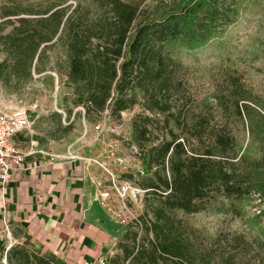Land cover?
<instances>
[{
  "label": "trees",
  "instance_id": "trees-1",
  "mask_svg": "<svg viewBox=\"0 0 264 264\" xmlns=\"http://www.w3.org/2000/svg\"><path fill=\"white\" fill-rule=\"evenodd\" d=\"M74 1L46 0L0 15V84L19 94L60 52L71 93L63 101L65 120L52 117L55 139L72 133L74 110L75 119L84 110L86 120L106 111L118 119L137 105L148 113L134 119L141 147L131 146L143 160L147 148L148 177L134 181L146 191L143 232L127 228L118 244L123 259L111 264H251L252 258L264 264L256 259L264 249V103L234 83V91L199 112L178 56L222 35L251 0H161L153 10L124 0ZM225 108L258 146V159L242 156L235 129L217 123ZM156 130L162 136L154 137ZM153 139L158 143L150 145ZM219 200L228 203L226 213L241 222L242 232L208 238L182 218ZM253 206L258 211L250 214ZM5 261L61 264L20 246L7 251Z\"/></svg>",
  "mask_w": 264,
  "mask_h": 264
},
{
  "label": "rangeland",
  "instance_id": "rangeland-1",
  "mask_svg": "<svg viewBox=\"0 0 264 264\" xmlns=\"http://www.w3.org/2000/svg\"><path fill=\"white\" fill-rule=\"evenodd\" d=\"M44 1L46 0H0V15L6 10H22L27 5H36ZM57 1H65L67 5L75 3L74 0ZM124 1L153 10L159 8L161 0ZM250 5V8L240 16L233 26L204 48L192 52L186 50L178 52L179 60L187 69L185 85L189 88V96L195 102L199 112L204 111L205 104H214L215 97L234 91V83L242 87L250 97L264 103V0H251ZM2 59L3 56L0 55V62ZM43 66L45 70L36 73L34 81L19 94L8 93L0 84V111H28L32 128L30 133L23 136H34V139H37L40 144H46L48 134L53 131L54 127L52 117L58 111H64V97L71 93L64 85L67 64L60 52L57 57H53ZM226 110L228 108H225L224 111L219 110L217 123L227 124L230 128L235 129L238 149L242 156L251 160L258 159L260 156L258 146L252 141L242 123L232 115L231 111ZM76 112L74 110L71 117V120L75 121V126L70 139L73 140L77 134H80L81 138L86 136L93 139L97 145L96 153L101 156L100 159L104 162L101 164L116 170V166L108 154V147L111 144L118 145V151L123 155L129 154L132 145L141 147L133 129V121L138 115H148L142 105H137L122 113L118 119L106 111L99 117L86 120L83 117L84 110L82 109H79L82 115L75 119ZM163 120V116H160L159 121ZM96 126L100 127L98 132L94 130ZM157 136H162L161 131H155L154 137ZM157 143L158 141L153 139L150 145ZM146 150L147 148L144 150V160L140 159L139 161L147 173L149 170ZM147 177V175L143 176L140 181L146 180ZM124 178L133 181L138 179L129 175ZM227 205L226 201L219 200L207 212L194 216H182V218L208 238L215 237L220 232H242L244 229L241 222L226 213ZM254 207L256 206L248 208L247 211L250 214L257 213L258 209ZM135 212L142 216L144 204L135 208ZM262 226L264 227V219ZM127 232L126 229L125 234ZM9 242L3 235L2 244H0L1 264L5 262L6 247ZM17 246L16 244L15 247ZM256 256V259L264 260V249L259 251ZM116 257H119L120 261L123 259V252L118 245L114 254L107 259L106 264H111V260ZM252 259L251 264L254 261Z\"/></svg>",
  "mask_w": 264,
  "mask_h": 264
},
{
  "label": "crops",
  "instance_id": "crops-1",
  "mask_svg": "<svg viewBox=\"0 0 264 264\" xmlns=\"http://www.w3.org/2000/svg\"><path fill=\"white\" fill-rule=\"evenodd\" d=\"M58 114L65 120L64 111ZM50 133L46 144L34 136L15 140L21 151L34 154L5 186L0 183V244L5 216L17 245L36 255L61 264L106 263L126 229L115 220L117 203L103 207L96 200L107 179L96 142L80 134L55 139Z\"/></svg>",
  "mask_w": 264,
  "mask_h": 264
},
{
  "label": "built area",
  "instance_id": "built-area-1",
  "mask_svg": "<svg viewBox=\"0 0 264 264\" xmlns=\"http://www.w3.org/2000/svg\"><path fill=\"white\" fill-rule=\"evenodd\" d=\"M32 122L28 111H0V183L5 186L12 171L21 169L25 159L34 152L28 154L21 151L15 144V140L31 132ZM100 130V127H97ZM108 154L113 160L116 170L100 164L106 174V181L100 182L102 188L96 196V200L103 206L108 207L117 203L114 210L116 222L124 228H132L141 236L143 226L141 216L135 212L140 207L146 191L139 188L133 180L124 178L129 175L134 178L146 176V171L139 161L140 151L136 147L129 149L128 155L120 154L118 145L111 144ZM3 235L10 241L6 252L17 244L12 237L11 226L6 217L3 219ZM101 264H106L105 262Z\"/></svg>",
  "mask_w": 264,
  "mask_h": 264
},
{
  "label": "water",
  "instance_id": "water-1",
  "mask_svg": "<svg viewBox=\"0 0 264 264\" xmlns=\"http://www.w3.org/2000/svg\"><path fill=\"white\" fill-rule=\"evenodd\" d=\"M4 264H6V261L4 262Z\"/></svg>",
  "mask_w": 264,
  "mask_h": 264
}]
</instances>
